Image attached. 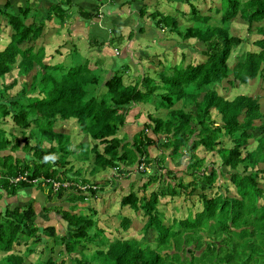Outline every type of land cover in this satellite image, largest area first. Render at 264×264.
<instances>
[{
	"label": "trees",
	"instance_id": "16d2710c",
	"mask_svg": "<svg viewBox=\"0 0 264 264\" xmlns=\"http://www.w3.org/2000/svg\"><path fill=\"white\" fill-rule=\"evenodd\" d=\"M185 1L188 11H178L188 16L183 29L175 15H160L153 24L182 41L194 39L201 59L184 61L181 52L178 61L155 72V79L148 73H129L126 63L105 77L82 57L66 65L64 59H55L57 48L48 52L36 45L44 22L34 19L28 2L15 10L10 0L0 6V19L11 30L0 50V79L13 68L18 75L33 70L13 95L5 91L14 81L7 85L0 81V264H264V108L260 109L256 97L239 91L227 98L214 88L225 83L222 89H233L263 77L262 25L253 28L262 36L228 59L244 41L230 31L229 22L238 16L247 23L249 33L253 23L264 20V0H218L207 6L209 13ZM80 8L76 10L81 19L95 16ZM66 11L57 2L50 6L48 17L54 13L63 20ZM139 13L143 14L141 8ZM76 55L66 54L71 60ZM179 101L181 106H175ZM143 103H151L154 115L147 114L142 128L128 138L123 130L128 110ZM7 120L17 127L20 137L6 136L1 124ZM249 139L255 142L252 149L247 148ZM158 146L161 153L151 154L150 149ZM198 149L213 154L217 161L207 162ZM18 151L32 157L27 159ZM178 159L184 163L182 169L170 165ZM107 169L116 176L105 181L107 186L112 189L118 182L116 187L127 189L116 202L138 216L142 238L97 236L99 242H95L87 233L90 221L67 206L43 205L42 210H53L63 225L59 233L51 225L37 233L34 199L22 204L6 202L20 189L36 191L41 185H48L47 199L51 195L60 199L65 191L81 201L85 191L95 197L101 188L92 177ZM132 173L144 175L140 194L132 190ZM180 174L189 180H182ZM219 179L230 183L233 195L220 191ZM53 182L58 183L55 190ZM187 186L188 193L195 192L200 201L198 209L163 223L159 200L164 199L161 206L165 207ZM131 222V216H121L120 229L126 230ZM41 235L53 238L61 248L55 256L49 248L45 259L36 261L29 254ZM90 242L99 247L83 253ZM14 244L23 248L15 250ZM59 255L66 258L57 261Z\"/></svg>",
	"mask_w": 264,
	"mask_h": 264
},
{
	"label": "rangeland",
	"instance_id": "374dc122",
	"mask_svg": "<svg viewBox=\"0 0 264 264\" xmlns=\"http://www.w3.org/2000/svg\"><path fill=\"white\" fill-rule=\"evenodd\" d=\"M27 1H28L27 6L29 7V9H31L32 16L34 17V19L36 21H39L38 19H40V17L38 15L37 11H39V12H41V11L37 8H36L37 11L35 10L34 7H36V5H35V3H33V5H32V3H31L32 0H27ZM189 1L192 4H195L198 7V9L200 11H202V13H209L207 11V6H212L213 4H217L218 0H189ZM148 2H149V4H154V6L147 8L148 3L145 2L144 6L141 7V10L143 12L141 17L143 19H146L149 23L154 21L155 19H158L160 15H169L172 17H174V15H175L178 26L181 29H183L185 27V25H188V22L184 21V19H186V17H188V16L183 15V17H184L183 18L182 15L180 13H178V11H182L183 13L188 11L189 8H188V2L187 1H185V0H149ZM1 3H3V0L1 1ZM153 11L157 12L158 14L155 15V13H154V15H152L151 13ZM26 22H27V20H26ZM51 22H52L51 20H48L45 23V25H44L45 27L43 28L44 31L43 30L41 31L42 34H45V30L47 28H51L49 26L51 24ZM254 25H262L264 27V20H262L258 23H253V26L251 27V31H249V33H247V30H246L247 23L244 20L240 19L238 16H236L235 18H233L229 22L230 31L233 34L238 35L244 41L242 42V45L240 46L239 49H234L231 52V55L229 56L228 62H230L233 59V55L235 54V52L237 50L239 52H241L242 50L249 48L248 45L250 44V42L252 40L258 39L262 36L257 31H255L253 29ZM64 26H65L64 24L60 25V27L62 28V31L64 29ZM53 27L54 28H60V27H56L55 23H53ZM157 31H158V28H157ZM159 31L161 32V38L159 39V41H158V39H156L151 44L148 42L149 46H148V49L146 51L147 52L146 57L148 56L149 60L142 58L145 61H144V64L141 65L142 69H139L141 74L148 73L150 77H153L155 79V72L160 67L163 68V70H166L169 65L178 61L180 56H181V52H184V61L189 60L192 63L200 61L201 56H200V52H199V46L194 45V39H188V40L182 41L180 39V37H178L173 32L172 33L168 32L167 28L166 29L163 28V31H161V30H159ZM10 33H11V30H10L9 25L5 22V19L1 18L0 19V50L8 42ZM151 34L153 36L156 34L154 27H153V32ZM48 36L49 37L51 36V38H52L53 35H52V33L51 34L49 33ZM263 36H264V34H263ZM54 40H56V41L51 40L50 43L52 44L54 42V45H55L56 43L59 42V38L56 39L54 37ZM42 41L46 42L45 48L48 49V52H51V50L52 51L56 50V48L58 49V51H54V55H56V54L58 55V53L62 54V52H64L63 50L59 51L58 45L55 47V49H53V47H54L53 45L48 46L49 43H47V42H49V41H47L45 39L43 40V38H41V37L36 40V45H40L42 43ZM246 43H248V44H246ZM65 47H67V46H65ZM142 49H145V48L142 47ZM71 58L73 60H71L69 58L64 59L65 63L64 62L63 63L67 65L70 62L73 63V61L78 62V61L82 60V59H80L81 58L80 55H76V56H73ZM52 62H53V60H52ZM95 72L97 74H101L102 77H105V75L108 74L110 71H109V69L106 68L103 71H101V73H98V71H96V70H95ZM129 72H132L133 74H135V71L134 70L132 71L131 67L129 68ZM32 73H33V70L29 71L25 75H18L16 73L15 68H13L10 72L6 73L2 77V79H0V81L4 85H7V84L11 83L12 81H14V84L11 87H9L8 89H6L5 93L9 96L15 94L16 91L19 90V88L21 87L22 83L27 82L29 76ZM141 74H139V75L141 76ZM223 86L226 87V84L225 83L220 84V85L216 84L214 86V88L219 93L226 96L227 98H230V97H232L233 94H236L239 91H241L242 93L256 97L259 104H260V109L262 110L264 108V75L261 78L257 77L256 79L251 81L248 85L246 84L244 86H238V87H235L233 89H222ZM153 95H157V94L154 93V94L150 95L148 97V101L151 100L152 98H154ZM179 105H180V101L175 104V106H179ZM137 109H138V112H137V110H131L130 112H128L129 114L127 115L128 116L127 122H126V125H125L123 130L127 131L128 138H130L131 133H133V132H130V128L132 126L131 121H132L133 117H135L138 113H140L139 117H138L139 120L137 121V122H139V125H140L141 121L144 122L146 120V117H145L146 114L153 112V113H151V115H154V110L152 109L151 103H143ZM136 112H137V114H136ZM211 113H212L213 118H216V115L214 114L213 110H211ZM1 127L3 128L6 136H9L8 133H13L17 137L21 136L17 127L10 120L4 121L3 124H1ZM77 140H78V138L76 139V141ZM80 140H82V139H80ZM223 141L225 142L226 145H230V142L227 139H223ZM254 144H255V142L252 139H249L247 148L252 149ZM89 146H90V144L88 145V148H89ZM160 151L161 150L159 149V146H158V149H156L154 147L150 149V152L153 155L160 154L161 153ZM18 152H19V155L22 154V156H26L27 159H30V157H32L30 155V153H28V152H25V153H22L20 151H18ZM196 152L199 155H203L207 162L208 161H210V162L217 161V157L214 156L213 154L211 155V153L210 154L209 153H203L200 151V149H198ZM165 156H166V154H165ZM70 158L71 157L69 156V159ZM178 160L179 161H177V162L176 161L171 162L170 165L173 168L182 169V166L184 165V163L180 159H178ZM70 161H71V159H70ZM165 161H167V163L169 164L167 157H165ZM71 162L74 163L76 161L72 160ZM260 166H262V165L260 164ZM206 168H209V166H207ZM85 171H84V173H86ZM137 171H141V169H137ZM114 174L115 173L112 169L111 170L107 169L106 171H104V174H101V175L95 174L92 177V179L94 181H96V185L98 186V188H101L100 190H98V193L96 194L95 197L90 195V193L88 191L87 192L85 191V192H83L84 199L81 201V199H78V197H79L78 195H74V194H67L66 195L67 191H65L63 196L60 199H57L55 196H52V195L49 196V199H47V197H45L44 192L46 190V187L48 188V185H41V189H38L41 191V194L39 193L40 195H38L36 201L40 202L45 207L60 206L63 209H65L67 206L66 209H68L70 212L79 213V214L84 215L85 218L90 221V224H89L90 226L87 229L88 236L93 238L95 242L96 241L99 242L98 237H101V236L102 237L103 236H112V237L115 236L117 238H123V239L129 238V237L142 238L143 236H141V232L139 230L140 229V227H139L140 223H139L138 216H135L136 214H132L131 212H129V210H127L126 207L118 206V204L116 202V200H118L120 195H123L127 192V189H125V188L120 189V188L116 187L118 182H116L115 186H113V184H112L113 188L115 187V189H113V188L111 189V186H107L108 183L105 182L106 180H108V178H111V177L116 178V176ZM132 174L133 175H131V177H130V181L133 182L132 190H134L138 194H140V191L138 190V188H139L138 186L140 184V180L141 181L143 180L141 178H144V175L138 176V175H135V173H132ZM81 175H83L82 171H81ZM180 175L179 176L184 181H187L190 178L186 174L185 175L180 174ZM120 177H122V176H120ZM112 183H114V182L112 181ZM56 184L57 183H55V185L53 184V187H55V189L57 187ZM65 184L66 183H64L63 186ZM219 184H221L220 191L222 193L224 191L227 195H233L234 194V188L230 185V183L227 180H225V182H224L223 180L219 179L218 185ZM152 188L153 187H151L150 189H152ZM184 190H185V192H182V190L179 189V194H177L178 196H175L173 198L172 203L166 202L165 207L161 206L162 200H164V199L162 198L159 200V203L157 204V208H158V210H160L162 212L163 223L169 224L171 222L172 218H175V219L183 218L187 214V210H191L193 212L196 209H198L200 201H199V199L197 200V197L194 194L195 192L188 193V191L190 190L189 186H187ZM214 190H215V188H213V191ZM65 195L68 197L66 199L69 202L64 200ZM20 196H21V194H20ZM73 200H75V202H72ZM10 201L14 202L15 198L10 199ZM7 202H9V199H7ZM16 203H20V202L18 201ZM35 209L37 211V207ZM50 209H52V208H50ZM53 209L55 210V208H53ZM92 210H94V213L92 212ZM38 213H40V211ZM121 216H126V217L131 216L132 217V222L126 230L120 229V227H119V221H120ZM37 222L38 221H36V224L38 226L37 233H40V231L43 229V227L47 226V225L54 226L55 232L59 233L60 228L63 225V222L60 220L59 216L57 217V221H56L55 216H54V220L43 222V223H41V222L37 223ZM65 228L68 230L69 226H67V227L65 226ZM152 236L153 235L151 233L148 234V238L150 239V241L152 239ZM115 237L111 238V240H115ZM103 238H105V237H103ZM29 243L30 242H28V244ZM91 243L92 242H90V244H87L89 246L87 247V249H85L83 251V253H85V252L89 253L94 248L99 247L98 244L93 245ZM31 245L32 244H30V246ZM32 247H33L34 252L32 251V253L29 254V257L30 258L34 257V259L36 258L35 259L36 261L37 260H44L45 257L47 256V254H49V248H52L50 254L54 255V256L58 252V249L61 248L60 245H57L53 242V238L46 237L44 235H41V239L38 242H36L35 246L32 245ZM13 248L16 250V249H22L23 247L14 244ZM72 255H75V254L73 253ZM0 256H1V253H0ZM2 256H3V254H2ZM64 258H66V257L59 255L56 258V260L60 261V259H64Z\"/></svg>",
	"mask_w": 264,
	"mask_h": 264
},
{
	"label": "crops",
	"instance_id": "0c3cea01",
	"mask_svg": "<svg viewBox=\"0 0 264 264\" xmlns=\"http://www.w3.org/2000/svg\"><path fill=\"white\" fill-rule=\"evenodd\" d=\"M1 1L2 0H0V6L7 0H3V3H1ZM148 1L149 0H32L31 3L32 5L35 3V10L37 8L41 11L39 12L36 10L40 17V19H38L39 21H43L44 25L48 20L52 21L49 25L51 28H47L45 34H42L40 37L43 38V40L49 41L47 42L49 43L48 46L53 45V49L58 45L59 51H64L62 54L58 53V56L56 54L55 59H67L69 56H66V54H73L76 52L82 58L88 59L92 68L98 67L99 73L106 68L110 71L114 67L126 63L128 68L131 67L132 71H135L134 75L140 76L139 74L141 73L139 69H142L141 65L144 64V59L149 60V57H146L149 43L151 44L156 39L159 41L161 38V32L159 30L163 31V29H158L157 31V28L153 25V21L149 23L146 19L141 17L139 10L144 6L145 2L148 3L147 8L154 6V4H149ZM26 2L28 1L10 0V7L15 10L17 6L25 5L24 3ZM57 2H62V7L65 9L67 8V13L63 15V20H60L61 18L54 13H52V16L50 14V17H48L50 6ZM77 8L83 9L89 13L95 12V16L88 20H83L79 17L76 10ZM99 14H102V16L97 17ZM53 23L56 24V27H60L61 24H64L63 31L61 27V29L54 28ZM114 26L116 27V31L113 34L111 30ZM44 27L45 26H43V28ZM153 27L156 32L154 36L151 34L153 32ZM49 33H52V38L48 36ZM54 37L56 39L59 38V42L55 45L54 42L52 44L50 43L51 40L56 41ZM94 41H97L99 44H93ZM45 44L46 42L42 41L40 45L45 48ZM142 47L145 49H142ZM46 51H48L47 48ZM97 60H99L100 63H97ZM94 63H97V65H94ZM99 75L102 77L101 74ZM141 105L142 104H139V106ZM139 106H137V108H139ZM137 108L130 109L128 112L131 110H137L138 112ZM128 114L129 113H127V115ZM138 117L139 115L133 117L130 132H136L142 128V124L145 121L143 122L140 120L141 124L139 125V122H137L139 120ZM144 130L149 132L147 128ZM39 193L41 194L40 190L34 191L33 188L20 189L15 195L7 197L6 202L7 199H9L7 203H12L10 199L15 198V203L18 201L20 202L16 204H22L23 200L33 198V205L35 208L37 207L36 214L39 223L54 220V216L57 221L58 215L55 214L53 210H49L48 212L43 211V204L36 201L38 195H40ZM39 211L40 213H38Z\"/></svg>",
	"mask_w": 264,
	"mask_h": 264
},
{
	"label": "built area",
	"instance_id": "2783aa9c",
	"mask_svg": "<svg viewBox=\"0 0 264 264\" xmlns=\"http://www.w3.org/2000/svg\"><path fill=\"white\" fill-rule=\"evenodd\" d=\"M101 16H102V14L97 15V17H101ZM18 178L23 179L22 176H19ZM55 183H56V182H53L52 185H53V184L55 185ZM56 185H58V183H57ZM85 187H86V186H81V189H83V188H85ZM53 188H54L53 190H55V187H53Z\"/></svg>",
	"mask_w": 264,
	"mask_h": 264
}]
</instances>
